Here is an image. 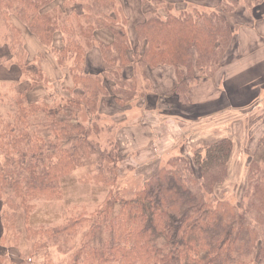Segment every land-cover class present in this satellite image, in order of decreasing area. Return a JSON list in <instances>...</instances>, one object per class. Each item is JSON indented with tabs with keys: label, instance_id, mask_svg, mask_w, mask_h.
<instances>
[{
	"label": "trees",
	"instance_id": "trees-1",
	"mask_svg": "<svg viewBox=\"0 0 264 264\" xmlns=\"http://www.w3.org/2000/svg\"><path fill=\"white\" fill-rule=\"evenodd\" d=\"M52 1L0 0V17L8 21L9 50L29 76L28 88L43 83L45 77L40 66L36 72L30 69L22 32L13 16L47 47L52 46L57 30L66 35L64 46L53 52L60 66L66 68L70 63L67 69L73 80L66 102L56 108L47 101L26 102L27 91H17L11 85V91H16L14 108L0 113V200L14 209L16 216L23 210L26 238L32 246L20 262L7 254L0 255V262L34 264L31 254L43 250L45 264H53L49 249L53 244L61 253L72 251L68 264H264V168L260 167L264 134L249 162L248 183L253 181V190L246 208L219 200L214 191L228 177L234 149L229 137L198 148L191 158L169 159L133 198L109 194L93 214L83 210L61 225L46 228L50 219L39 216L35 203L44 199L49 204L76 183L73 170L93 154L91 125L108 90L118 102L131 100L139 93L137 77L146 79L147 68L169 65L176 70L175 95L188 102L191 85L201 75L210 78L216 74L235 30L250 23L251 18L247 21L243 15L255 12L264 0L221 1L218 8L196 6L193 10L177 9L178 14L167 11L165 16L152 12L134 27L142 48L136 52L127 32L128 18L119 13L118 0H88L82 13L63 22L43 12ZM102 28L114 34L111 43L99 44L104 70L85 72L95 32ZM133 65L140 71L135 69L134 75L127 77L124 69ZM106 79L113 83L111 90ZM84 109L90 114L91 125L79 120L78 111ZM101 152L109 158L115 156V149ZM116 168L114 161L107 170L115 172ZM97 172L93 179L101 183V176L106 178L101 164ZM111 184V180L104 181L102 190ZM116 203L120 208L111 216ZM12 216L3 211L5 230L13 228ZM83 226L89 230L76 248L73 242ZM103 228L107 240L100 246L92 244L96 232Z\"/></svg>",
	"mask_w": 264,
	"mask_h": 264
},
{
	"label": "rangeland",
	"instance_id": "rangeland-1",
	"mask_svg": "<svg viewBox=\"0 0 264 264\" xmlns=\"http://www.w3.org/2000/svg\"><path fill=\"white\" fill-rule=\"evenodd\" d=\"M87 1L88 0H74L70 2L69 0H65L64 3L59 4L55 10L51 12V15L59 22H63L73 14L82 13L83 6ZM184 1L185 0H179V2L170 3V1L168 2V0H165L164 3L159 2V0H131V4H133V7L141 8L142 20L144 21L151 16L152 12H157L159 15L165 16V12L167 11H171V14H178L176 13L177 7L178 9L187 8L186 10H193V8L196 7L194 5H185L184 3L186 2ZM218 1L219 0H208L211 4L217 3ZM222 1L227 2L229 0ZM122 3V0L120 2L118 1L117 5L121 11V8L123 7ZM125 3L126 1H124V4ZM216 7L218 8L219 6ZM213 8L215 7L207 6L206 10ZM121 11L118 12L122 15L123 12ZM252 16V12H246L243 15V18L250 21ZM12 21L14 22V18H12ZM7 25L8 21L0 17V76L5 75V77H1L3 79H0V113H6L11 108H14L12 98L14 97V93L16 91H11V85H13L17 91H27L29 97H32L34 90L43 91L44 95L41 97L42 100L35 101H51L52 107L55 108L64 104L67 100V90L57 89L56 85L52 84L47 79L45 72L42 74L45 77L43 83L35 85L32 88H28L31 80L29 76L23 73L17 66L15 58L9 50V43L6 39L9 32ZM127 32H133L135 36V42L132 46L133 52H136L137 49L140 51L142 48L140 47V42L136 37V32L134 31L133 26L129 28V25H127ZM65 40L66 35L60 30H57L54 35L52 46L44 48V52H39L35 59L32 57L33 62L31 60L30 69L36 72L37 67L40 66L42 59L47 54H51L56 59L57 56L53 50L62 48ZM23 42L26 45L24 40ZM34 48L35 47L33 45L27 48L28 55L32 53ZM92 48L97 49L100 53V45L97 40L90 49ZM69 66L70 63L66 66V68H69ZM132 67L134 68V72L135 69L140 71L139 67L136 68L135 65ZM148 69L150 68H147V70ZM14 72L19 73V78L14 77ZM200 77L206 76L201 75ZM137 80L139 93L133 99L126 102L116 101L114 95L109 93L108 90V93L102 97V100L106 96L110 97L109 102L104 103L106 110H102L101 112L100 109V112L98 111V117L95 118V122L92 125L90 114L86 111V109L78 111L80 122L83 125H91L89 137L91 140L90 144L93 154L84 160L77 169L73 170V176L77 179L76 183L69 188L68 192L64 196H59L49 204L44 199L35 201L38 205L37 209H40L39 216L44 217L46 220L50 219V222L45 226L46 228L61 225L65 223L69 217L76 216L83 210H86L89 215L91 213L93 214L94 211L102 206L109 194L123 199L133 198L137 191L143 189L144 182L154 176V174H156L169 159L181 155H187L191 158L198 148L209 145L223 137L233 139L234 149L232 158L228 165V177L224 182L216 185L215 187L214 191L216 197L219 200L229 201L236 206L243 205L245 208L248 206L253 190V181L250 184L248 183L249 169H251L249 162L260 138L264 134L263 85L253 91L254 96L248 99L249 102L247 105L240 106L238 104H230L228 108L221 111L219 110L208 116H205V114L202 115L204 117H199L193 114H184L179 110H167V119L163 116L164 121L161 120V122H157L158 124L163 123V125L157 130L158 137H160L158 143L156 141L152 145H146L141 148L138 145L130 143L120 145L117 141L118 132L124 130L127 123L131 126H136L142 123L141 110L145 111L143 116L145 118V122L155 124L156 120L159 119V117L157 118V114L152 111L153 103L150 102L151 96H146L147 101L145 102H148L147 106L144 105L142 108H137V99L144 96L145 93H148L151 89L149 78L145 80L142 77H137ZM211 80L213 79H210V81ZM197 82H200V80ZM105 84L111 90V86L113 85L112 81L106 79ZM142 91L144 94H142ZM259 92L261 94H259ZM29 97H27L26 102H30ZM35 98L39 97L35 95ZM113 98L115 101L114 105L110 102ZM131 109L133 110L131 111ZM72 113L75 114L77 112L72 111ZM189 130L190 133H187ZM189 134L191 136H194V134L197 136H194L193 138L190 136V141H186L185 139H189ZM112 144H116L117 146H112ZM111 149H115V152H113L115 156L112 158H109L108 153L102 154L101 152L102 150L109 152ZM114 161H116L117 164L115 172L108 171L107 168L112 167ZM99 164L103 166L104 174L106 176V178L101 176V183H98L95 179H93V177L98 173ZM159 165L160 167L158 168ZM1 167L2 159L0 158V169ZM260 167L264 168V162L260 164ZM106 180H111L112 184L108 186L106 190H102V188H104V181ZM120 205L121 204L119 203L115 204L113 209L114 212L111 216H114L118 212ZM4 210L14 216V220L12 216L13 228L9 230H5L1 220V215ZM256 217L257 216H255L254 219H256ZM25 229L26 226L23 218V210H19L16 216L14 209L4 205L1 200V256L7 254L11 257V260L13 259V261L18 263L21 260L22 254L29 253L32 242L26 238ZM88 230L89 226H83L80 228L76 236V241L73 242L76 248L80 246L81 239L84 234L88 232ZM40 237L42 242L46 241L47 245L50 244L46 237ZM107 238V231L103 228L101 231L96 232L92 244L100 246L102 242L107 240ZM49 249L52 253L53 264L69 263L72 251L66 254L61 253L53 244L49 247ZM30 259L34 264H45L43 250L32 253ZM0 264L10 263L9 261H3L0 262Z\"/></svg>",
	"mask_w": 264,
	"mask_h": 264
},
{
	"label": "crops",
	"instance_id": "crops-1",
	"mask_svg": "<svg viewBox=\"0 0 264 264\" xmlns=\"http://www.w3.org/2000/svg\"><path fill=\"white\" fill-rule=\"evenodd\" d=\"M64 1L53 0L43 9V12L51 14ZM118 1L120 2L121 0ZM124 1H126L125 4ZM169 1L170 3L179 2V0ZM221 1L219 0L217 3L211 4L208 0H185L184 2L186 3L184 4L207 8V6L216 7ZM122 2L123 7L121 8L120 6V8L128 18L129 28L133 26L134 29L136 24L143 21L141 8L133 7L131 0H122ZM252 15L248 25L240 26L235 30L233 40L222 60L221 69L214 77L210 78L213 80L210 81L209 78L200 77V82L191 85L188 102L183 103L174 93L177 85L174 67L164 65L148 69L146 75L150 80L151 89L144 96L137 99L136 105L137 108H142L144 105L147 106L148 102H145L147 101L146 96H151L150 102L153 103L152 111L157 114V118L159 117V119L156 120L155 124L145 122V118L143 117L145 111L141 110L142 123L136 126H131L127 123L125 129L118 132L117 141L120 145L130 143L143 148L146 145L154 144L156 141L158 143L160 137H158L157 130L163 123L158 124L157 122L164 121L163 116L167 119L166 111L169 109L179 110L184 114L204 117L202 115L206 114L205 116H208L219 110L221 111L228 108L230 104L247 105L248 99L254 96L253 91L261 85L264 87V3L255 12L253 10ZM13 18L15 24L22 32L23 40L26 43L25 47L28 48L31 45L35 47L32 53L28 55V60L30 62L32 60L33 62V59H35L39 52H44V48L48 47L38 40L26 24L21 23L16 17ZM129 36L133 46L135 42L134 33L129 32ZM95 38L98 44H109L113 41L114 34L110 30L102 28L96 30ZM40 67L46 73L47 79L52 84H55L57 89L68 90L73 88V80L69 70L60 66L57 58L55 59L51 54H47L42 59ZM103 70L104 62L101 52L99 53L95 48L90 49L86 56L85 71L88 73H102ZM124 73L127 77L133 76L134 68L132 66L127 67L124 69ZM14 75L15 78H19L18 72H14ZM1 77H5V75L0 76V79H3ZM259 94L261 93L259 92ZM35 95L39 98H35ZM43 95V91L34 90L32 97H29L28 94L27 97H29L30 102H33L35 100H42L41 97ZM68 95L67 92V97ZM110 96L112 97L111 94ZM109 99L110 97L106 96L102 100L101 112L102 110H106L104 103H108ZM45 101L51 103V101ZM110 102L114 105V98ZM187 133H190V130ZM190 136L189 134V139L185 140L190 141ZM194 136L197 135L194 134ZM194 136L192 135L191 138Z\"/></svg>",
	"mask_w": 264,
	"mask_h": 264
}]
</instances>
